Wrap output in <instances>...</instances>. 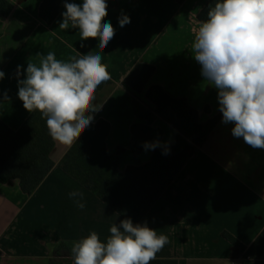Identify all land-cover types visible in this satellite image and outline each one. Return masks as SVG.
I'll list each match as a JSON object with an SVG mask.
<instances>
[{"label":"crops","instance_id":"1","mask_svg":"<svg viewBox=\"0 0 264 264\" xmlns=\"http://www.w3.org/2000/svg\"><path fill=\"white\" fill-rule=\"evenodd\" d=\"M6 1L12 11L7 17L0 15V70L5 73L0 80V121L16 131L31 114L17 96L18 65L24 73L29 59L38 62L37 53L54 51L57 59L67 61L77 53L93 51L108 66L112 83L96 97V104L103 107L93 123H108L106 152L120 157L118 171L123 173L129 166L148 163L152 156L150 149L143 148L138 155L131 151L130 128L145 123L134 117L130 90L123 80L137 63L152 65L155 71L137 96L147 108L153 106L144 93L157 85L168 95L185 99L198 112L201 124L220 116L139 222L169 238L155 260L241 264L242 254L221 234L226 232L249 246L264 229V149L233 137L234 125L222 123L217 90L204 81L192 56L193 28L199 26L196 15L208 0H107L105 22L111 23L115 36L105 50L98 48L97 39L81 41L76 29L58 28L66 0ZM122 14L130 18L123 28ZM151 127L162 132L157 148L173 143L176 132L161 119ZM53 142L49 156L53 167L30 196L21 192L17 180L0 183V264H51L50 251L57 243L79 240L91 231L103 241L110 235V226L122 220L59 168L69 147ZM54 264L73 261L64 257Z\"/></svg>","mask_w":264,"mask_h":264},{"label":"clouds","instance_id":"2","mask_svg":"<svg viewBox=\"0 0 264 264\" xmlns=\"http://www.w3.org/2000/svg\"><path fill=\"white\" fill-rule=\"evenodd\" d=\"M64 8L59 29H76L81 41L97 39L99 49L108 47L115 29L105 22L107 0H66ZM129 23L127 15L119 17L121 28ZM193 32L192 56L204 81L217 90L222 123L234 125L233 137L264 149V0H214ZM36 55L38 62L29 59L24 73L17 66L18 99L29 113L41 114L53 141L70 148L103 107L94 102L98 87L111 78L108 66L93 51L67 61L57 59L54 51ZM4 76L0 70V80ZM3 98L8 99L7 93ZM161 143L145 142L143 147L155 149ZM169 151L165 145L164 154ZM109 232L103 241L96 231L73 241V264H151L169 243L167 235L131 218L113 223Z\"/></svg>","mask_w":264,"mask_h":264},{"label":"trees","instance_id":"3","mask_svg":"<svg viewBox=\"0 0 264 264\" xmlns=\"http://www.w3.org/2000/svg\"><path fill=\"white\" fill-rule=\"evenodd\" d=\"M173 1L181 3L183 0ZM213 3L214 0H208L199 11L196 15L198 22L206 19L208 8ZM11 11L12 5L0 0V15L7 17ZM154 71L152 65L137 63L123 80L130 90L134 117L145 123L131 126V151L138 155L145 142L161 139L162 132L151 127L159 118L176 132L173 143L167 144L170 149L168 154H164L165 146L150 149L152 156L148 163L139 167L129 166L120 173V157L109 155L105 148L109 125L98 120L89 126L59 162V168L64 173L120 218H131L134 224L145 217L220 118L216 116L204 124L199 123L198 112L185 99L174 98L157 85L149 86L144 93V98L153 106L152 109L147 108L137 96L143 92ZM111 85L109 80L102 83L96 97ZM53 146L46 121L39 112H32L16 131L0 121V183L17 180L21 192L30 196L53 167L49 157ZM221 237L242 254L241 264H264V229L249 246L242 245L226 232ZM72 243L67 241L54 245L50 251V263L70 257ZM151 264L177 263L154 260Z\"/></svg>","mask_w":264,"mask_h":264}]
</instances>
